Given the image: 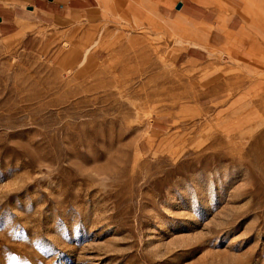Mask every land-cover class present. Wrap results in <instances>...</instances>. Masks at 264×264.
I'll return each mask as SVG.
<instances>
[{
    "label": "rangeland",
    "instance_id": "rangeland-1",
    "mask_svg": "<svg viewBox=\"0 0 264 264\" xmlns=\"http://www.w3.org/2000/svg\"><path fill=\"white\" fill-rule=\"evenodd\" d=\"M52 1L0 0V264H264V0Z\"/></svg>",
    "mask_w": 264,
    "mask_h": 264
},
{
    "label": "crops",
    "instance_id": "crops-1",
    "mask_svg": "<svg viewBox=\"0 0 264 264\" xmlns=\"http://www.w3.org/2000/svg\"><path fill=\"white\" fill-rule=\"evenodd\" d=\"M22 2H27L31 4L34 3V7L45 13V16H57L51 11V6H48L46 2L49 0H21ZM122 0H114V7L115 9L119 8V5ZM205 0H193V2L197 5V7H201L203 10L208 11L209 13H212L213 11H217L218 9L215 7H207L202 4ZM105 2V0H53L52 6H54V3L58 4V9L62 11V14L59 15L60 19L68 17L69 15L75 14H81L88 16L90 13L93 14L94 12L98 11L100 7V3ZM182 5V3H181ZM9 9V8H8ZM58 17V16H57ZM235 16L232 17V19L229 21L228 25L230 26V23L233 21ZM205 20V19H204ZM209 20L211 21L212 18L210 17Z\"/></svg>",
    "mask_w": 264,
    "mask_h": 264
},
{
    "label": "water",
    "instance_id": "water-1",
    "mask_svg": "<svg viewBox=\"0 0 264 264\" xmlns=\"http://www.w3.org/2000/svg\"><path fill=\"white\" fill-rule=\"evenodd\" d=\"M180 5H181V3H178L177 7L179 8V7H180Z\"/></svg>",
    "mask_w": 264,
    "mask_h": 264
},
{
    "label": "bare ground",
    "instance_id": "bare-ground-1",
    "mask_svg": "<svg viewBox=\"0 0 264 264\" xmlns=\"http://www.w3.org/2000/svg\"><path fill=\"white\" fill-rule=\"evenodd\" d=\"M133 21V20H132ZM84 60V59H83ZM213 91V90H212ZM211 93V92H210ZM200 94V93H199Z\"/></svg>",
    "mask_w": 264,
    "mask_h": 264
}]
</instances>
